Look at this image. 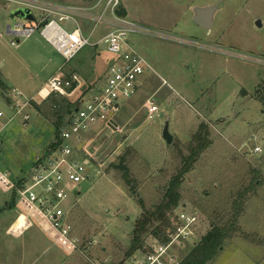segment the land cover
<instances>
[{
  "label": "rangeland",
  "instance_id": "rangeland-1",
  "mask_svg": "<svg viewBox=\"0 0 264 264\" xmlns=\"http://www.w3.org/2000/svg\"><path fill=\"white\" fill-rule=\"evenodd\" d=\"M36 1L89 9L101 2L94 14L111 2ZM118 2L115 14L148 32L131 33L126 42L149 70L138 95L121 103L118 120L127 139L121 146L122 136L88 143L95 166L88 169L90 179L85 184L72 186L81 192L80 198L74 194L64 206L82 251L69 255L51 238L58 239L51 228L35 216L32 231L19 235L28 221L14 224L24 213L15 198L6 199L0 188V264H133L142 254L130 259L125 255L143 212L139 200L149 211L162 201L201 125L208 128L212 145L184 176L179 207L199 215L201 239L175 252L178 263L192 253L213 223L221 217L224 223L231 220L236 213L234 199L243 194L239 232L231 233L213 264H264V0ZM217 2L221 4L213 28L205 31L195 25L193 9ZM15 9L17 5L0 1V113L4 115L0 174L16 184L29 178L32 168L44 162L51 143L58 141L52 102L57 96L42 92L47 81L59 73L77 72L88 85L104 82L114 56L102 44L85 48L67 63L39 32L12 47L17 38L8 34L7 27L18 23L11 17ZM33 15L37 22L45 18L38 10ZM111 15V10L106 12ZM61 26L70 32L76 27L67 22ZM103 33L101 27L95 40ZM79 96L67 100L75 102ZM151 97L159 111L149 120L146 102ZM63 99L57 97L59 103ZM20 103H29L22 114L15 109ZM26 114L28 123L23 119ZM167 122L171 145L162 138ZM256 147L262 148V154L252 153ZM127 153L125 179L110 166L119 164ZM131 187L136 196L130 194ZM146 244L150 250L156 244L154 237L149 236Z\"/></svg>",
  "mask_w": 264,
  "mask_h": 264
},
{
  "label": "built area",
  "instance_id": "built-area-1",
  "mask_svg": "<svg viewBox=\"0 0 264 264\" xmlns=\"http://www.w3.org/2000/svg\"><path fill=\"white\" fill-rule=\"evenodd\" d=\"M0 1L17 5L15 10L29 9L32 14L38 10L45 15L39 22L33 15V20H18L14 28L9 26L8 34L17 38V42H12V47H17L20 39H30L39 32L67 63L73 61L85 48H98L102 44L114 56L105 81L102 80L96 88L84 91L82 81L76 74L69 76L59 73L47 81L42 92L48 96L72 99L80 95L75 101V110L66 118V125L55 143L57 147L49 151L44 162L34 169L28 183L18 187L6 180L5 176L1 177V184L5 188L16 191L20 204L46 223L72 251L81 252L80 241L72 235L73 227L64 206L75 192L72 186L85 184L90 179L88 169L95 166L88 143L91 140H114L123 137L125 133L126 128L118 120L121 103L138 95L149 70L146 61L128 46L126 40L131 33L148 32L115 14L120 4L118 0L106 2L105 10L100 14L92 11L101 2L89 9L36 0ZM109 10L112 11L110 17L106 16ZM65 22L75 25V29L70 32L62 27L61 24ZM87 23H93L94 27L86 29ZM101 27L104 33L95 40V34ZM18 97L22 96L18 94ZM28 106L29 103H20L15 109L22 114ZM146 108L149 120L154 119L159 111L154 97L147 100ZM2 118L4 115L0 113ZM23 119L24 123H28L30 116L26 114ZM3 130L4 126L0 129V137ZM262 152L261 147L252 150L255 155ZM171 222L172 229L167 242H156L147 253L135 257L133 264H179L175 252L201 239L199 215L196 212L181 206L174 212Z\"/></svg>",
  "mask_w": 264,
  "mask_h": 264
},
{
  "label": "trees",
  "instance_id": "trees-1",
  "mask_svg": "<svg viewBox=\"0 0 264 264\" xmlns=\"http://www.w3.org/2000/svg\"><path fill=\"white\" fill-rule=\"evenodd\" d=\"M52 102L54 103L53 108L56 110L54 127L58 135L57 138H59L61 129L66 125V118L74 112L76 104L65 98L62 103H59L57 97H53ZM211 145L209 130L205 125H201L198 132L193 136L192 143L189 146V155L183 159L179 174L171 179L162 201L149 211L145 209L143 201L139 200L143 212L134 225L130 247L125 258L130 259L137 252L147 253L146 239L149 236L154 237L155 242H167V236L172 229V216L179 209L182 201L181 186L183 178L193 171L200 155L207 151ZM56 147L55 143H51L49 150H54ZM129 154L120 157L119 164L110 166L111 170L121 172L125 179L129 177V169L126 165ZM127 184L130 185L131 183L127 182ZM130 194L136 196L132 187ZM243 202H245L243 194L238 199H234L232 207L236 210V213L231 220L224 223V218L221 217L216 224L213 223L210 231L181 264H213L222 252L226 240L232 237L231 233L237 234L239 232L238 220L243 212Z\"/></svg>",
  "mask_w": 264,
  "mask_h": 264
},
{
  "label": "water",
  "instance_id": "water-1",
  "mask_svg": "<svg viewBox=\"0 0 264 264\" xmlns=\"http://www.w3.org/2000/svg\"><path fill=\"white\" fill-rule=\"evenodd\" d=\"M220 4H221L220 2H217L211 6L194 8L193 9V13H194L193 22H194V24L197 25L202 30L210 31L213 28V25L215 23V16L219 10ZM11 17L13 20H22V21L33 20L32 11L29 9H24V8L15 10L12 13ZM257 26L261 27V23L258 22ZM162 138L166 142L167 145H171L173 143V136L170 133V124L168 122L165 124L163 134H162ZM126 139H127V136H124L121 139L120 146L125 142ZM118 148H116L114 150V153L117 151Z\"/></svg>",
  "mask_w": 264,
  "mask_h": 264
},
{
  "label": "crops",
  "instance_id": "crops-1",
  "mask_svg": "<svg viewBox=\"0 0 264 264\" xmlns=\"http://www.w3.org/2000/svg\"><path fill=\"white\" fill-rule=\"evenodd\" d=\"M9 27V26H8ZM8 27H7V29H8ZM99 48V47H98ZM56 51V50H55ZM59 71V70H58ZM64 74V73H63ZM73 74H76V75H78V73L77 72H73V73H71V75H73ZM70 76V75H69ZM79 76V78L81 79V81H82V84H83V90L85 91V90H90V89H93V88H96L97 86H99L100 85V80H98L97 82H94V83H92V84H90V85H88L87 84V81H86V79L84 78V77H81L80 75H78ZM51 79V78H50ZM143 85V84H142ZM5 86V85H4ZM142 87V86H141ZM71 101V100H70ZM1 148H4V146H3V142L1 143ZM1 158V157H0ZM4 163V162H3ZM36 167H34V168H32V172L30 173V175H29V178L27 179L26 178V180L25 179H22L21 181H24V184L25 183H28L29 181H30V179L32 178V175H33V173H34V169H35ZM2 176H4V175H2V174H0V188L3 190L2 192H3V194L2 195H4L5 196V198L7 199V197H8V195L10 196L11 195V198H12V196L15 198V200H16V204L18 205V207L20 208V210H22V212L24 213L22 216L20 215L19 217H21L22 218V220L20 221L19 219L16 221V223H14V224H17V223H19V225H20V223H22V222H24L23 224H25V222L26 221H28L27 222V228H26V231L24 230L23 232H21L19 235H22V234H24L25 232L26 233H28V232H30V231H32V229L35 227V226H32L31 225V222H32V220H33V214L31 215V211L30 210H28L25 206H23L22 204H20L19 202H18V197H17V194H16V191L15 190H9L8 188H5V186L4 185H2L1 183H2V181H1V177ZM6 177V176H5ZM7 178V177H6ZM5 178V179H6ZM6 180H8V179H6ZM12 185H17V184H19V182H21V181H19L18 183H12L10 180H8ZM74 194L75 195H77V197H78V199L80 198V196H81V192L79 191V192H77V191H75L72 195H71V198L72 197H74ZM71 198L69 199V201L71 200ZM68 201V202H69ZM7 203L8 202H6V205H7ZM14 224H12V226L14 225ZM23 226H25V225H23ZM8 229V228H7ZM23 229V228H22ZM19 230V229H18ZM28 230V231H27ZM73 230H74V228H73ZM44 232V231H43ZM46 235H48L46 232H44ZM57 237H58V235L56 234V233H54ZM74 235V234H73ZM49 237H51L50 235H48ZM18 237V236H17ZM52 239H54L58 244H61V245H63L64 246V248H65V250H66V252L70 255V254H75V253H78L77 251H72V249L67 245V243L66 242H64L60 237H58V239H56L55 237H51ZM74 238H77L78 239V237H74ZM79 240V239H78ZM80 241V240H79ZM94 245H97L96 243H94ZM88 247V246H87ZM90 248V247H89ZM79 254V253H78ZM81 254V253H80Z\"/></svg>",
  "mask_w": 264,
  "mask_h": 264
}]
</instances>
